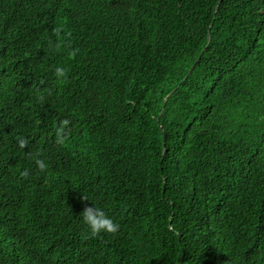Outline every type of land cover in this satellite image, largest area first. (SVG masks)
<instances>
[{"label": "trees", "instance_id": "1", "mask_svg": "<svg viewBox=\"0 0 264 264\" xmlns=\"http://www.w3.org/2000/svg\"><path fill=\"white\" fill-rule=\"evenodd\" d=\"M0 264H264V0H0Z\"/></svg>", "mask_w": 264, "mask_h": 264}, {"label": "clouds", "instance_id": "2", "mask_svg": "<svg viewBox=\"0 0 264 264\" xmlns=\"http://www.w3.org/2000/svg\"><path fill=\"white\" fill-rule=\"evenodd\" d=\"M18 144L20 148L27 147V140L25 138H18ZM37 167L41 171L47 170V164L43 160H36ZM21 177L28 179L30 176V170L25 169L21 172ZM84 201H88L86 196H83ZM82 223L84 225V231L82 232V238L85 241L99 239L104 235H116L120 230V224L110 217L102 208L92 206L86 207L80 214Z\"/></svg>", "mask_w": 264, "mask_h": 264}, {"label": "water", "instance_id": "3", "mask_svg": "<svg viewBox=\"0 0 264 264\" xmlns=\"http://www.w3.org/2000/svg\"><path fill=\"white\" fill-rule=\"evenodd\" d=\"M195 67H196V64L193 66V68H192V70H191V72H190V73H192V72H193V70L195 69Z\"/></svg>", "mask_w": 264, "mask_h": 264}]
</instances>
